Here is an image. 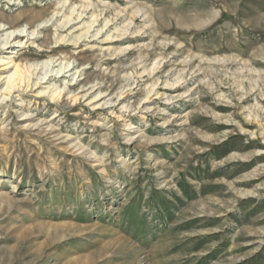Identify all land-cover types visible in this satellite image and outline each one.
Masks as SVG:
<instances>
[{
    "label": "rangeland",
    "instance_id": "1",
    "mask_svg": "<svg viewBox=\"0 0 264 264\" xmlns=\"http://www.w3.org/2000/svg\"><path fill=\"white\" fill-rule=\"evenodd\" d=\"M0 24L27 68L10 94L0 71V264H264V0H0Z\"/></svg>",
    "mask_w": 264,
    "mask_h": 264
},
{
    "label": "bare ground",
    "instance_id": "2",
    "mask_svg": "<svg viewBox=\"0 0 264 264\" xmlns=\"http://www.w3.org/2000/svg\"><path fill=\"white\" fill-rule=\"evenodd\" d=\"M82 8H84V10H88L89 8H94V4L93 3H86V4L82 5ZM103 8H104V12H106L107 10H109L110 5L109 4L108 5H105L104 4L103 5ZM129 9H133L132 2L130 4V6H129ZM124 12H126L125 9L118 10L117 13H116V17H119ZM102 13H103V10H102ZM80 16H81V14H79L77 18H79ZM69 22H70V20L67 21L65 23V25L67 23H69ZM108 23H109L108 21H105L104 20V27L107 26ZM130 25H131V21L127 23L126 28L129 29L130 28ZM0 29H1L0 31H3L4 30V25L3 24L2 25L0 24ZM16 32H18V31L17 30H13L12 32H9V38H12V41L16 40L19 37V34H16ZM125 32L126 31H124V33ZM61 40H63V39H61ZM14 52H15V54H20V52H18L17 50H14ZM12 57H14V56H10V57L6 58V60H0V67H1L0 71L13 70L10 75H8V76H6L4 78V79H6V83H7V85L5 87V90L8 91V94H10V92L11 91H14L15 89H19L21 87V85L23 83H25V80H26V71H27V68L26 67H23L20 64L15 63L13 60H11ZM51 63H53V62L49 61V64H51ZM65 64L66 63H63V65H62V68L63 69H65ZM32 67L36 69L38 67V65L29 66V69L32 68ZM169 85L170 84H168V83L165 84V86H169ZM28 86H29V79H27V87ZM56 95L59 98L60 95H61V90L58 93L57 92L56 93L55 92L52 93V97H55ZM51 130H52V127H50L49 131H51ZM57 136H59V134H57ZM59 137H60L59 139H63V137H61V136H59ZM0 175H3L2 172H0Z\"/></svg>",
    "mask_w": 264,
    "mask_h": 264
}]
</instances>
